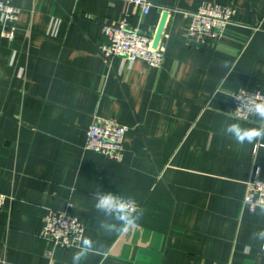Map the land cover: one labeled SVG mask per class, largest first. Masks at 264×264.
Instances as JSON below:
<instances>
[{
	"label": "crops",
	"instance_id": "crops-1",
	"mask_svg": "<svg viewBox=\"0 0 264 264\" xmlns=\"http://www.w3.org/2000/svg\"><path fill=\"white\" fill-rule=\"evenodd\" d=\"M3 1L19 9L12 40L0 28L4 264H71L76 247L40 236L48 211L66 209L104 264H264L261 242L251 238L264 216L242 203L255 171L264 178V142L241 145L221 133L226 123L259 126L231 115V94H264V0H149L147 15L126 0ZM204 1L236 13L218 42L190 46L181 12ZM163 11L160 68L104 60L103 23L127 15L154 36ZM96 117L129 128L120 162L84 149ZM97 192L139 203L138 225L102 229L101 221H116L95 209ZM101 259L90 254L81 264Z\"/></svg>",
	"mask_w": 264,
	"mask_h": 264
},
{
	"label": "built area",
	"instance_id": "built-area-1",
	"mask_svg": "<svg viewBox=\"0 0 264 264\" xmlns=\"http://www.w3.org/2000/svg\"><path fill=\"white\" fill-rule=\"evenodd\" d=\"M140 8L147 15L154 5L149 0H126ZM236 11L233 7L218 2L204 1L194 12H181L187 22L186 40L192 46L203 47L208 43L218 42L226 29L232 23ZM19 9L0 0V28L2 37L12 40ZM101 33L105 40L99 47V53L106 62L118 57L124 62L143 61L150 68H160L164 59L161 41L156 48L152 47L153 37L139 26L131 25L129 16L118 21L105 22L101 25ZM233 108L231 115L244 121H257L247 111L252 101L264 100V94L258 90L239 88L231 94ZM129 128L111 119L94 118L88 126L84 149L95 152L104 158L120 162L124 155V137ZM116 195V194H114ZM118 196V195H116ZM95 199V194L93 195ZM120 197V196H118ZM5 196L0 194V208ZM126 199V198H125ZM129 200V199H127ZM139 209V203L130 200ZM242 203L250 213L258 204H264V178L254 177L246 182V190ZM70 204L68 205V208ZM84 234V225L79 218L69 212L49 210L43 219L40 236L50 242L53 247H78ZM0 264L4 262L0 259Z\"/></svg>",
	"mask_w": 264,
	"mask_h": 264
},
{
	"label": "clouds",
	"instance_id": "clouds-1",
	"mask_svg": "<svg viewBox=\"0 0 264 264\" xmlns=\"http://www.w3.org/2000/svg\"><path fill=\"white\" fill-rule=\"evenodd\" d=\"M219 67L229 69V61H220ZM247 111L258 119L259 126L243 127L238 122L226 123L222 125L221 133L230 136L241 145L264 142V100L252 101ZM94 207L105 217L116 221L115 223L108 220L101 221L100 227L109 234L127 233L138 225L143 215L142 210L138 213L130 200L118 197L112 192H97ZM256 207L259 214L264 216V204H258ZM251 238L260 241V250L264 251V229L254 232ZM245 250L250 252L251 245H246ZM90 254L101 256L100 264H104L107 259V256L95 246V242L90 237H83L77 249L72 253L71 264H81Z\"/></svg>",
	"mask_w": 264,
	"mask_h": 264
},
{
	"label": "water",
	"instance_id": "water-1",
	"mask_svg": "<svg viewBox=\"0 0 264 264\" xmlns=\"http://www.w3.org/2000/svg\"><path fill=\"white\" fill-rule=\"evenodd\" d=\"M167 16H168V12L163 11L159 25H158L157 30H156L154 37H153V43H152L153 48H156L162 39V34H163V30H164V26L166 23Z\"/></svg>",
	"mask_w": 264,
	"mask_h": 264
}]
</instances>
